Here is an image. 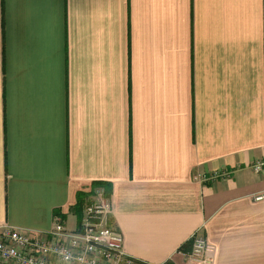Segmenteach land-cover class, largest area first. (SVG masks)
<instances>
[{
	"label": "crops",
	"instance_id": "0c3cea01",
	"mask_svg": "<svg viewBox=\"0 0 264 264\" xmlns=\"http://www.w3.org/2000/svg\"><path fill=\"white\" fill-rule=\"evenodd\" d=\"M259 160L264 0H0V227L107 188L136 259L264 264Z\"/></svg>",
	"mask_w": 264,
	"mask_h": 264
},
{
	"label": "built area",
	"instance_id": "2783aa9c",
	"mask_svg": "<svg viewBox=\"0 0 264 264\" xmlns=\"http://www.w3.org/2000/svg\"><path fill=\"white\" fill-rule=\"evenodd\" d=\"M264 160L253 164L255 171ZM264 199V193L255 195ZM110 195L96 187L83 201L77 228L69 230L60 214L53 229L34 235L8 225L0 227V264H152L126 253L122 233L112 223ZM186 252L190 264H210L209 243L201 230L191 238Z\"/></svg>",
	"mask_w": 264,
	"mask_h": 264
},
{
	"label": "trees",
	"instance_id": "16d2710c",
	"mask_svg": "<svg viewBox=\"0 0 264 264\" xmlns=\"http://www.w3.org/2000/svg\"><path fill=\"white\" fill-rule=\"evenodd\" d=\"M105 191L107 192V194L110 192V190L107 188L105 189ZM83 197H84V193H79L78 201L74 207V211L76 214H78L79 217L81 216V209L84 201ZM63 218L65 219V216H63Z\"/></svg>",
	"mask_w": 264,
	"mask_h": 264
}]
</instances>
